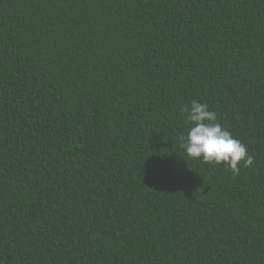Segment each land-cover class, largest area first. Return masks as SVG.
Segmentation results:
<instances>
[{"label":"trees","instance_id":"trees-1","mask_svg":"<svg viewBox=\"0 0 264 264\" xmlns=\"http://www.w3.org/2000/svg\"><path fill=\"white\" fill-rule=\"evenodd\" d=\"M0 264H264V0H0Z\"/></svg>","mask_w":264,"mask_h":264},{"label":"clouds","instance_id":"clouds-1","mask_svg":"<svg viewBox=\"0 0 264 264\" xmlns=\"http://www.w3.org/2000/svg\"><path fill=\"white\" fill-rule=\"evenodd\" d=\"M182 111L189 127L187 135L181 136V147L188 156L202 158L206 163L223 162L237 174L241 161L245 167L253 165L254 157L248 154L247 146L218 122L217 113L206 103L192 100Z\"/></svg>","mask_w":264,"mask_h":264}]
</instances>
